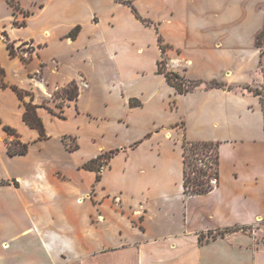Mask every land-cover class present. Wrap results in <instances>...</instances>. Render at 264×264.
Listing matches in <instances>:
<instances>
[{
  "label": "crops",
  "instance_id": "0c3cea01",
  "mask_svg": "<svg viewBox=\"0 0 264 264\" xmlns=\"http://www.w3.org/2000/svg\"><path fill=\"white\" fill-rule=\"evenodd\" d=\"M130 1L138 15L118 0H45L25 26L7 27L12 41L44 45L43 66L61 61L47 50L68 55L44 78L76 80L78 95L57 109L20 98L11 86L32 84L14 73L36 63L0 42L10 84L0 87V264H264V113L259 95L234 88L264 82V2L249 18L225 16L228 0H192L169 30L157 5L151 14ZM76 25L75 38L65 36ZM164 57L186 83L237 86L178 92L158 72ZM29 101L44 138L23 119ZM13 137L25 153H8ZM184 137L217 144V184L206 192H185ZM106 153L99 170L83 166Z\"/></svg>",
  "mask_w": 264,
  "mask_h": 264
},
{
  "label": "rangeland",
  "instance_id": "374dc122",
  "mask_svg": "<svg viewBox=\"0 0 264 264\" xmlns=\"http://www.w3.org/2000/svg\"><path fill=\"white\" fill-rule=\"evenodd\" d=\"M15 1H16V5L19 7L16 10H14L7 3L6 0H0V42L1 41L5 42L10 55L19 57L25 65H28L33 60L36 63V68L33 69L32 72L24 71L22 73H14L15 76H19L20 78L27 80L28 82L32 84L31 87L24 89V91L28 92V94L25 95V98H28L30 100L31 95L33 99L37 96L38 99H40L39 106H43L49 109L50 108L49 104H51V105L56 106L54 107V109H57V106H61L66 100H68L67 94L71 93L72 90H74V88L72 87L73 85L70 82L66 84L54 83V81L48 80V78H44V71H46L47 76L50 77L52 73H57L59 69L58 65H61V63H63L65 66H68L69 65L68 63L69 60L67 57L68 55L66 56V54L63 51H60L59 49H58L59 51L58 50L53 51L52 49L47 50L45 56L49 57L48 56L49 54L58 52V56L61 58V61L58 62L56 58H51L50 59L51 61H49L48 65L43 66L45 62H42L39 59L40 56L38 54L39 52L38 49L44 46L42 43L40 42L37 43L32 39H26V40H21V41L11 40L7 32V27L25 26L27 18L31 16V14L34 13L37 9H39L45 0H15ZM191 1L192 0H142V5L145 11L147 13L151 12V14L155 9L154 7L157 5L159 10L156 16L160 17V19H163V28H166L169 30H174V29L176 30V26L179 25L178 21L176 20L177 13L181 11L182 12L185 11L186 5L190 4ZM209 1L217 2L216 0H209ZM228 1L230 3L227 5L228 8L225 10L226 11L225 16L233 17V16H238V13H241L242 15H239L240 17L243 16V17H249V18L252 16L253 17L255 16L253 13L254 7H255L254 6L255 1L264 2V0H251L250 2H248L247 0L246 1L245 0H228ZM238 4L241 5L239 7L242 8V10L238 9ZM172 10L174 11L173 14H172ZM174 15H175V19H174L173 24H169L170 22L168 23L167 19ZM34 18L35 19H33V23H37L38 16H34ZM244 24L245 23H243L242 25L244 31L248 29L249 30L248 32H252V30L254 29L253 26L250 23H248L245 26ZM227 30L228 31L231 30L230 33L234 31V25H232V27H230V25H227ZM225 33H226V36H224L223 38L227 39L229 33L227 31H225ZM67 34L65 36H67ZM177 38L181 39V37H177ZM228 39L230 38L228 37ZM184 41L185 39L183 37V42ZM161 44H162V47L163 46L164 48L167 47L166 43L162 42ZM210 44L211 45L213 44L214 49H219V46L213 43V41L211 40H210ZM8 45L10 47H8ZM215 53H218V51H216ZM161 62L163 63L162 67L168 70V68L165 65L166 63L165 57H164V60H162ZM182 79H176V80L179 81L180 83L181 81H183L184 84L181 83L183 87L187 89H191L193 86H195L194 84L195 82L186 83L183 77ZM78 80H82V78L78 76ZM193 81H198L196 85L198 84L206 85V82L210 80H193ZM67 84H69V88L68 86H66ZM6 85H10L9 78L7 76V73L0 66V87L6 86ZM234 86H237V85H234ZM234 88L241 89V85H238V87H234ZM77 89H78V84H77ZM14 140H16L15 137H13L10 143H12ZM191 149H192V146L188 145L187 160H188V163L190 164V166H188V170L191 169V161L193 162V157H194L193 150ZM190 174L192 175V177H194L195 175L194 172ZM258 235L260 239L264 241V227L259 228Z\"/></svg>",
  "mask_w": 264,
  "mask_h": 264
},
{
  "label": "trees",
  "instance_id": "16d2710c",
  "mask_svg": "<svg viewBox=\"0 0 264 264\" xmlns=\"http://www.w3.org/2000/svg\"><path fill=\"white\" fill-rule=\"evenodd\" d=\"M6 1L14 10L19 8L16 5L15 0H6ZM118 1H122L124 3L130 4L133 10L135 11V13L137 14L135 7L132 5L130 0H118ZM79 28H80V25H76L73 29H71L68 32L67 36L72 39L75 38V36L78 33ZM256 46L260 50V55H262L264 51V27L257 35ZM8 47L10 46L8 45ZM162 65H163L162 62H158V72L163 73L166 77V80L171 85H173L178 92H185L187 90H190L181 85V83L184 84L183 81H181L180 83L179 81L176 80V79H182L181 75H179L176 72L168 71L164 69ZM192 82H195L194 83L195 85L198 83V81H190L189 83H192ZM70 83H72L73 85L72 87L74 88V90H72L71 93L67 94L68 100L75 99L78 95V89H77V84L75 80H72ZM206 85L207 87H223V86L227 88L234 87L232 85H227L215 79H211L210 81L206 82ZM66 86H68L69 88V84H67ZM11 87L20 98H23L25 94H28L27 91L19 89L15 85H12ZM241 88L243 90H247L248 92H252L255 95L260 96L261 107L264 113V97H263L264 82L261 88H254L248 84L241 85ZM31 99H32V95H31ZM23 119L30 127L36 128L38 130L39 136L41 138H44L46 136L43 122L40 116L36 112V105L33 104L31 101L25 103ZM4 129L9 134H15V130L8 125H4ZM188 145L192 146L191 150H193V154H194L193 162L191 161V169H190L191 171L188 170V166H190L187 160ZM182 148H183V185H184L185 192L191 193V194H198V193H203V192L210 190L212 188V185L209 183V179L213 173L216 176L218 174L217 172V166H218L217 144L213 142H207V141H189L184 137L182 141ZM27 149H28V144L21 142L18 139L14 140L12 143H8V153L11 155L23 154L27 151ZM103 158L108 159L109 154L106 153L104 155H99L96 158H93L89 160L88 162H86L83 166L85 168L99 170V166L101 165ZM199 161H202L204 165H200ZM192 172L195 173L194 177H192V175L190 174Z\"/></svg>",
  "mask_w": 264,
  "mask_h": 264
},
{
  "label": "built area",
  "instance_id": "2783aa9c",
  "mask_svg": "<svg viewBox=\"0 0 264 264\" xmlns=\"http://www.w3.org/2000/svg\"><path fill=\"white\" fill-rule=\"evenodd\" d=\"M199 164L200 165H204V163L202 161H199ZM209 183L212 185V186H215L217 184V176L213 173L209 179Z\"/></svg>",
  "mask_w": 264,
  "mask_h": 264
}]
</instances>
